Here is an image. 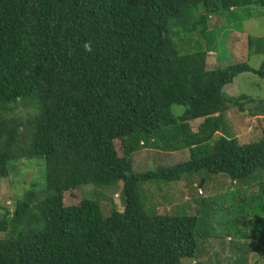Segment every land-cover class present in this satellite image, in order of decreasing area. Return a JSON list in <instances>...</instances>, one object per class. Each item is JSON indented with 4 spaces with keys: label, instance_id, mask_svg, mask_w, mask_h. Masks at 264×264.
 <instances>
[{
    "label": "trees",
    "instance_id": "1",
    "mask_svg": "<svg viewBox=\"0 0 264 264\" xmlns=\"http://www.w3.org/2000/svg\"><path fill=\"white\" fill-rule=\"evenodd\" d=\"M241 13L264 17V0H0V178L19 160L46 169L43 197L30 190L0 214V264H200L227 238L232 264H260L250 253L264 251V134L241 143L226 114L264 116V99L223 89L243 73L264 79V59L208 63ZM212 16L228 28L208 32ZM248 46L264 57V37ZM145 149L189 158L137 173ZM219 175L240 188L211 191ZM158 181L194 185V214L148 210L141 187ZM119 182L123 208L109 216L79 193Z\"/></svg>",
    "mask_w": 264,
    "mask_h": 264
},
{
    "label": "rangeland",
    "instance_id": "2",
    "mask_svg": "<svg viewBox=\"0 0 264 264\" xmlns=\"http://www.w3.org/2000/svg\"><path fill=\"white\" fill-rule=\"evenodd\" d=\"M242 14V13H241ZM247 17L244 13L242 14ZM227 21L218 16H212L208 20V32L218 31L225 26ZM224 28H228L227 25ZM231 33L229 35L221 36L218 44V52L209 54V68H217L218 66L233 65L237 63H249L255 68H259L264 57L258 55H251L248 46V35L264 37V17L254 15L252 18H246L242 23L232 24ZM225 33V32H224ZM199 41L203 39L200 35H196ZM179 42V38L176 39ZM205 45V41H202ZM192 48V47H191ZM217 55L222 59V64L217 60ZM224 92L233 97H237L242 93L250 95L257 99H264V79L259 78L252 73H243L234 79L232 84L224 87ZM258 102L248 104L247 107H257ZM237 109H231L226 114L227 124L230 132L239 139L243 144L252 142L264 134V116H249L245 113H239ZM32 111L31 108L20 107L17 112L24 114ZM181 107L175 106L174 112L180 114ZM203 120H197L192 123V128L197 132L199 125ZM145 149L134 159V171L137 173H144L147 171H155L162 167H172L188 160V153L182 152H168L156 151L155 149ZM16 168H13L7 178H0V214L8 210L13 212L14 207L20 201L24 194L30 190H34L43 197V189L46 186V169L42 160L31 161H17L14 163ZM220 178V179H219ZM217 181L214 183V181ZM199 180L195 178V186L197 187ZM213 181V182H211ZM208 183L211 191L219 190V185L229 188L230 191H235L240 188V185L231 182L230 179L222 175L215 176ZM197 183V185H196ZM218 183V184H217ZM187 183H166L158 181L156 183H146L141 187L142 194L147 200L146 205L148 210H154L158 214H177V211H185L188 214H194L196 204H194V185L192 188L186 186ZM205 184V179L201 180L200 186ZM222 189V188H221ZM123 184L121 182L114 183L109 186L84 185L80 188L81 198L89 200H97L103 210L105 216L109 214L116 207L123 208ZM227 191V190H223ZM200 192L198 191V194ZM209 195L205 192L202 196ZM228 201V200H227ZM224 247L220 245L218 240L212 242L207 246L208 254L201 256L197 260L200 264H232L230 259L231 250L228 247L230 238L225 241ZM252 243V242H251ZM214 253H219L216 256ZM251 262L259 261L263 264L264 251H252L250 253ZM228 258V260H226ZM234 259V258H233ZM186 264H195V260L186 261Z\"/></svg>",
    "mask_w": 264,
    "mask_h": 264
},
{
    "label": "clouds",
    "instance_id": "3",
    "mask_svg": "<svg viewBox=\"0 0 264 264\" xmlns=\"http://www.w3.org/2000/svg\"><path fill=\"white\" fill-rule=\"evenodd\" d=\"M84 48H85L86 51H89L90 52L92 50L91 49V46H90V42L89 43H85L84 44Z\"/></svg>",
    "mask_w": 264,
    "mask_h": 264
}]
</instances>
